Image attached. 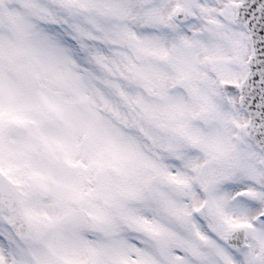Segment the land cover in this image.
<instances>
[{
    "label": "snow or ice",
    "instance_id": "obj_1",
    "mask_svg": "<svg viewBox=\"0 0 264 264\" xmlns=\"http://www.w3.org/2000/svg\"><path fill=\"white\" fill-rule=\"evenodd\" d=\"M0 264H264V0H0Z\"/></svg>",
    "mask_w": 264,
    "mask_h": 264
}]
</instances>
